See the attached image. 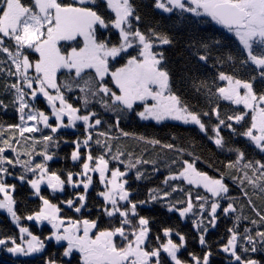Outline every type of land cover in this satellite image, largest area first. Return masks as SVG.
Returning <instances> with one entry per match:
<instances>
[{
  "label": "trees",
  "instance_id": "16d2710c",
  "mask_svg": "<svg viewBox=\"0 0 264 264\" xmlns=\"http://www.w3.org/2000/svg\"><path fill=\"white\" fill-rule=\"evenodd\" d=\"M77 1L58 0L65 6H86L96 11L107 23V27L103 30L99 25L94 26L98 42L103 41L109 47L118 45L119 31L111 26L115 15L108 9L106 3L103 0H95V3L88 2L81 5ZM23 2L30 4L32 0H23ZM130 3L134 9V16L130 17L133 30L139 28L141 32L148 34L149 29H152L157 34L169 37L171 43L166 45L160 44L153 37L152 50L162 54L160 67L169 73L171 93L179 97L182 105L186 106L190 112L199 115L201 122L205 125V130L201 131L199 125L194 123L155 124L142 121L138 115L143 110L141 104H135L132 110L122 105L108 108L105 102L108 105L113 103L110 96L103 93L93 96L91 91L82 92L81 88L86 87L84 81L89 77L93 78L97 86L103 82L112 88L109 78L100 81L96 73L91 70L82 73V78L76 77L74 72L61 70L57 73V83L61 86V92L66 101L79 109V115L95 113V116L90 117L94 125L97 119L101 123L91 128L89 133H86L85 127L80 125L74 130L60 127L57 132L53 133L51 129H46L39 124L40 131L25 132L21 136L19 130L14 127L21 125L17 93L10 87L17 82L18 78L8 75L10 70L15 72V66L6 53L0 52V69H3L0 71V148L5 149L4 156L10 159L17 158L3 141L11 140V144L14 142L27 144L26 153L28 155H24L25 159L30 157L28 159L30 162L32 155L39 156L49 174L55 172L65 181L63 192L58 195L51 194L47 189L40 192L51 204L59 208L58 217L65 222V227L68 226V221L83 220L95 221L97 233L114 230L121 226L123 218L118 213L109 217L105 212V208H111V206L106 205L100 195L106 188L104 184H101L98 176H92L87 190L81 188L83 183L87 182L86 176H83V180L79 179L83 172L84 154H91L94 158L104 155L109 162L110 169L107 177L111 175V170L115 169L126 174L122 179L125 181V190L129 192V201L136 204V214H132L129 203L118 206L122 210L128 209L132 225H138L141 217L149 222L146 250L160 248L167 239L164 230L170 229L168 237L174 243L180 244L179 235L185 237L183 246L177 251V257L182 264H194L193 256L199 258L200 264H203V257L206 253L209 254V259L212 258L209 264H238L235 258L229 255L231 249L228 252L223 250L233 234L229 229H233L238 234L235 248L237 255L241 256L244 261L253 259L258 264H264V241L261 242L260 237L256 235L257 232H264V221H261V216H264V191L260 190L264 187V178L257 179L259 171L253 174L254 169H258L255 162L264 163V152L257 148L248 137L242 135L251 126L252 110L245 109L241 104L236 105L223 100L216 91L218 87L227 86V81L218 79L220 72H224L236 79L250 81L257 95L264 94V80L261 79L259 70L250 61L246 64L241 62L247 59V54L238 40L212 19L182 12L180 9L164 12L155 7V0H130ZM135 16H139L140 20L137 21ZM0 39L4 41L5 47L13 53L16 51L14 42L8 37L0 35ZM204 45H207V48ZM58 46L62 52H66L72 47H82L83 40L78 37L77 41H61ZM135 46L136 44L126 52L120 53V59H117L119 56L116 60L110 58L109 70L113 72L125 65L127 60L135 55ZM24 51L34 65L39 59V54L30 49ZM200 54L207 55V61L199 60ZM28 75L29 77L36 75L34 67L30 68ZM201 83L206 87H199ZM65 84H71V89L64 87ZM21 87H23L22 82ZM35 88L34 84L33 89ZM33 89L24 88L26 93L24 99L30 105L29 107H32V109L26 108L25 114L31 110L36 113L43 111L48 116L52 115L47 99L40 96V93L33 97L31 95ZM95 90L93 87L92 91ZM48 91L55 94L54 90L48 89ZM85 96L88 99L87 105L83 102ZM213 109H217L220 118L225 119L226 124H232V128L220 127L221 146L215 144L216 133L213 129L219 121ZM206 112L209 115H204ZM237 114H244V119L239 123L227 121V116ZM51 118L55 126L56 119ZM63 123L68 124V120L64 119ZM99 133L106 135L102 136ZM123 133H128V135ZM46 135L53 137L54 146H52L53 142L44 146L43 136ZM89 135L92 138L85 146L83 142ZM77 141L81 144L80 155L82 154V157L73 161L71 154L76 150ZM152 141H157V143ZM36 143H40V146ZM42 153H47L52 159L45 161ZM239 153H243V159L237 163ZM114 156H119V159H113ZM137 160L140 163H137ZM186 161L192 163L198 172L212 179H221L228 188V192L220 197L212 198L208 193L187 185L182 180L169 179L171 176H179L184 170ZM249 163L253 167L245 168L244 165ZM129 165H134V167H129ZM229 165L235 166L229 167ZM7 169L8 175L12 174V171L19 170L18 167ZM69 173L73 174L74 186L67 183ZM137 173L140 174L139 179H137ZM8 175H5L7 177L5 184L10 186L8 193L14 200L13 210L20 219L14 223L9 217L0 213V236L1 239L7 241L5 250L0 251V264H46L49 259H53L55 264H80L81 257L77 251L74 250L69 256L63 255L67 247L65 242L64 245L63 241H59V244L56 241H46L53 231L51 225L38 227L34 220L27 219L29 215H34L42 207L40 199L35 197L30 190L29 183H26L30 180L29 176H25V179L20 182L17 178L23 175L21 172L12 180L8 178ZM246 176L254 180L256 186L248 183ZM2 181L5 182L3 179ZM165 193L168 195L165 196ZM81 195L85 197L83 202L79 199ZM152 196H156V199L153 200ZM3 199L4 196L0 193V201ZM69 200L73 202L71 207L67 203ZM189 200L193 204V210L181 217L179 210L186 207ZM213 202L219 204L214 223L210 215ZM229 203L233 205L235 211L225 214L224 208ZM201 204H204L203 210L200 208ZM171 206H174V210L169 211ZM76 208L80 211H76ZM196 224L200 227L197 228ZM21 227L27 228L32 235L42 241L44 247L41 249L42 252H37L28 259L14 260L8 256L7 251L8 247L13 246L12 240H15L17 244L22 240H30L27 233H20ZM124 227L126 232L131 233V226L125 225ZM245 229L248 231L245 232ZM202 235L205 238L204 245L200 243ZM246 235L252 237L258 249L256 252L251 251L253 245L244 239ZM114 241L121 247L127 243L119 235L114 237ZM244 248L248 251H244ZM161 260L162 264H174L162 255Z\"/></svg>",
  "mask_w": 264,
  "mask_h": 264
},
{
  "label": "snow or ice",
  "instance_id": "6c2138e0",
  "mask_svg": "<svg viewBox=\"0 0 264 264\" xmlns=\"http://www.w3.org/2000/svg\"><path fill=\"white\" fill-rule=\"evenodd\" d=\"M79 2L81 5H85L86 2L95 3V0H79ZM106 3L107 7L115 13V19L111 21V26L119 31V44L111 47L103 41L98 42L94 26L107 27V23L101 15L89 7L65 6L58 0H32L30 4H25L23 0H0V35L8 37L16 47V51L13 53L8 47L4 46V41L0 39V52L6 53L15 66V72L10 70L8 75H14L18 78L17 82L10 85V87L15 89L17 101L19 102L18 111L21 113V125L14 127L19 130L20 135L23 136L25 132L40 131L35 124L29 127L23 126L26 121L43 123L44 127H50L53 133L57 132L60 127L73 126L76 121H83L86 132L93 128L94 125L90 122V117L95 116V113L78 114L79 109L68 103L62 94L61 86L57 83V72L60 69H67L69 72L74 70L76 77H81L86 69H94L96 77L103 81L104 76L109 74L108 58L119 56L120 53L132 48L134 44L139 48L137 55L131 56L125 65L110 73L119 94L103 82L97 86L92 77L84 81L86 87L81 88V91H91L93 96L97 93L110 96L113 103L108 105L105 102V106L108 108L122 105L124 108L132 110L136 102H141L143 111L138 113L141 119L152 118L160 121L169 117L175 120H183L184 123H194L199 125L201 131H204L205 125L201 122L199 115L190 112L186 106L182 105L179 97L171 93L169 73L160 67L163 59L162 54L155 53L152 50L154 47L153 37L160 44L165 45L171 43L169 37L157 34L152 29H149L148 34L141 32L139 28L133 30L130 17L134 16V9L130 0H106ZM155 7L162 9L164 12L180 9L182 12H190L196 16H210L213 21L225 27L229 32L234 33L240 45H242L243 51L247 52V59L241 62L246 64L250 61L259 70L260 77L264 80V0H187V3L184 0H155ZM135 19L139 21L140 17L135 16ZM78 37L83 38L82 47H72L70 51L62 52L58 46L61 41H77ZM204 47L207 48V45H204ZM27 49L39 54V59L35 61L34 65L29 56L25 54L24 50ZM229 58L231 59V57ZM207 59V55H199V60L207 61ZM33 67L36 75L29 77L28 71ZM0 71H3V69H0ZM218 79L227 81L226 87H218L216 90L220 98L236 105L243 104L245 109L252 110L251 126L242 135L248 137L255 143L257 148L264 152V94L257 95L250 81L236 79L224 72H220ZM21 82L23 87H21ZM34 84L36 85L35 89H33ZM64 87L70 90L71 84H65ZM93 87H95V91H92ZM199 87H206V85L201 83ZM24 88L33 89L31 92L33 97L40 93L47 99L52 109V115L56 119L54 127L49 124V116L43 111L36 113L30 110L25 114V109L29 108V104L24 99L26 95ZM48 89L54 90L55 95H52ZM240 89L244 90L243 94H241ZM57 101H59V107H57ZM148 101L152 103H148ZM83 102L87 105L88 99L86 96L83 98ZM213 112L216 113L219 121V124L213 129L216 133L215 144L221 146L220 127L232 128V124H226L225 119L220 118L217 109H213ZM204 115H209V113L206 112ZM64 116L67 117L68 125L63 124L62 117ZM243 119L244 114L227 116V121H235L236 123ZM100 123L99 119L95 120L96 125ZM123 134L128 135V133ZM99 135L106 134L99 133ZM91 138V135H89L84 140L85 146L88 145ZM52 140L51 135L43 136L46 146L47 142ZM152 142L157 143V141ZM3 143L11 148L13 152H16L9 140H5ZM97 143H100V141H97ZM80 147L81 144L77 141V150L71 154L73 161L80 158ZM168 147H171V145H168ZM4 151V148H0V193H4V199L0 201V209H6L12 216L13 222L16 223L20 217L13 210L14 200L8 193L10 186L2 182L3 175L9 174L8 169L4 167L5 164L13 166L22 164L26 171L32 172L34 176L38 172V177L29 181L31 187L36 190L37 195L40 193V185L45 180L48 187L53 191L61 189L65 181L55 172L49 174L43 163L35 164V167H32L29 161H21L18 154L15 160L5 157ZM25 154L28 155V153ZM42 155L45 161L52 159L47 153H42ZM94 159L95 167H91L90 162ZM113 159L118 160L119 156H114ZM240 159H243V153H239L237 163ZM137 163H140V161L137 160ZM255 163L258 165V169H254L253 174L255 175L259 171L257 179L264 178V163L260 161ZM108 164L109 162L104 155L94 158L89 154L83 163V172L80 175L87 177V182L83 183L84 189L87 190L92 180L88 173H99L101 183H104L106 188L100 195L106 205H111V208H105V212L109 217H113L118 213L123 218L120 227L114 230L100 231L95 235V238H92L90 232L96 227L95 221H68L69 226L65 227V222L57 216L59 208L42 196L40 198L43 201V207L34 215H29L27 219L36 220L37 222L47 220L53 229L49 238H54L57 242L67 241V248H65L63 255L69 256L75 250L80 253L82 264H152L153 258H156L155 264H162L160 249L167 253L174 264H182L177 257V251L183 246L185 240L183 235L178 234L179 245L169 239L167 243L161 244L160 249L146 250L145 241L149 222L141 217L138 225H132L128 209L122 210L118 206L119 201H125L131 204L132 214H136V204L129 201V192L125 190V181L122 179L126 174L119 169L111 170V179H108L105 176V173L110 170ZM234 166L229 165V167ZM129 167H134V165H129ZM244 167L252 168L253 165L249 163ZM181 177L189 184H202L212 197H220L228 192V188L221 179H212L204 173L198 172L193 164L187 161L179 176H171L169 179L176 180ZM139 178L140 174L137 173V179ZM245 178L248 183L256 186L254 180L247 176ZM19 179L23 181L25 176L22 175ZM67 183H73L72 173L68 174ZM260 190L264 191V187H261ZM167 195L168 193H165V196ZM151 198L155 200L156 196ZM79 199L83 202L85 197L81 195ZM67 203L70 207L73 206L71 200ZM218 207V202L211 204L210 215L213 217V223ZM200 208L203 210L204 204H201ZM172 210H174V206L169 208V211ZM192 210L193 204L189 200L187 206L179 210V215L184 217ZM76 211H80V209L76 208ZM233 211L235 209L231 203L224 208L225 214ZM257 214L259 215V213ZM261 221H264V216H261ZM253 223H256V221H253ZM125 225L132 227L131 233L126 232ZM81 226L82 234H80ZM196 227L199 228L200 225L196 224ZM61 228L63 229L62 232ZM170 231V229H165L164 235L168 236ZM229 231L233 234L223 250L228 252L231 249V254L238 264H258L256 260L244 261L241 256L237 255L235 248L238 234L233 229H229ZM247 231L245 229V232ZM20 233H27L31 236V239L23 241L22 244H17L15 240H12L13 246L7 248L8 252L13 255L27 256L43 249V242L32 235L27 228L21 227ZM117 235L127 241L124 246H118L114 241V237ZM256 235L260 237L261 241H264V232H257ZM244 239L253 245L252 252L258 250L251 236L246 235ZM6 243L5 239H0V245ZM200 243L201 245L205 244L203 235L200 237ZM244 251H248V249L244 248ZM192 258L196 260L197 264H200L199 258L195 256ZM208 259L209 254L206 253L203 257V264H208ZM46 264H55V261L49 259Z\"/></svg>",
  "mask_w": 264,
  "mask_h": 264
},
{
  "label": "rangeland",
  "instance_id": "374dc122",
  "mask_svg": "<svg viewBox=\"0 0 264 264\" xmlns=\"http://www.w3.org/2000/svg\"><path fill=\"white\" fill-rule=\"evenodd\" d=\"M105 3H106V0H103ZM77 2H79V0L77 1ZM184 2L185 3H187V0H184ZM86 3H88V2H86ZM79 4H80V2H79ZM106 5H107V3H106ZM109 9V8H108ZM114 15H115V13L111 10V9H109ZM188 13H190V12H188ZM191 14H193V13H191ZM195 15V14H194ZM201 17H205V18H210L211 19V17L210 16H207V15H200ZM100 27V26H99ZM100 28H102V30L103 29H105V27H100ZM113 29H115V28H113ZM117 30V29H116ZM230 35L231 36H233L234 38H236L235 37V35H234V33H230ZM82 40H83V38L82 37H80ZM237 39V38H236ZM238 40V39H237ZM238 42H239V40H238ZM242 46V45H241ZM134 54L135 55H137V53H138V51H139V48L137 47V45L135 46V48H134ZM246 54H247V52H245ZM134 55V56H135ZM110 58H112V57H109L108 58V62H110ZM121 58V55H119V57H117V59H120ZM113 59H115L116 60V57L115 58H113ZM251 63V62H250ZM110 64V63H109ZM253 65V64H252ZM110 69V68H109ZM63 71V70H67V69H60L58 72H60V71ZM89 70H91V71H94L95 72V70L94 69H86L83 73H85V72H87V71H89ZM29 72H30V69H29ZM28 72V73H29ZM57 72V73H58ZM72 72H74V70L72 71ZM75 73V72H74ZM110 73H111V71L109 70V74H106L105 76H104V79L105 78H109L110 80H111V89L113 90V91H115L116 90V92H117V94H119V90L116 88V86H115V84H114V82L112 81V78H111V75H110ZM108 87V86H107ZM50 90H52V89H50ZM240 91H241V94H243V92H244V90L243 89H240ZM52 95H55V94H52ZM40 96H42V97H44L43 96V94H41ZM45 98V97H44ZM148 103H152L151 101H148ZM56 104H57V107H59V101H57L56 102ZM136 105H143L141 102H136L135 103ZM134 104V105H135ZM133 105V106H134ZM241 105H243V104H241ZM17 106H18V108H19V104H17ZM30 106V105H29ZM29 109H32V107H29ZM248 110H251V109H248ZM143 111V110H142ZM47 115V114H46ZM50 118H49V124L51 125V126H53L54 127V124H53V122L51 121V117H54L53 115H50L49 116ZM139 118H140V116H139ZM64 119H67V117L66 116H64V117H62V121L64 120ZM141 119V118H140ZM142 121H145V122H151V123H155V124H161V123H164V122H170V123H177V124H190V123H184L183 122V120H175V119H172V118H169V117H166L165 119H163V120H160V121H157V120H155V119H152V118H149V119H141ZM91 123H92V121H90ZM36 125L39 129L41 128V127H39V124H41L43 127H44V124L43 123H37L36 121H26V123L23 125V126H25V127H29V126H32V125ZM64 124V123H63ZM93 124V123H92ZM65 125V124H64ZM66 125H68V124H66ZM84 126L85 127V125H84V123H83V121H76L75 122V124L73 125V126H65L67 129H70V130H74L75 129V127H77V126ZM94 125V124H93ZM95 127H97L96 125H94V127L93 128H95ZM92 128V129H93ZM46 129H51L50 127L49 128H46ZM90 130V129H89ZM89 130L86 132V133H89ZM87 137V136H86ZM11 141V140H10ZM53 142V144H52V146H54V140L53 141H51V143ZM37 145H39L40 146V143H36ZM46 145V143L44 142V146ZM47 145H50V142H48L47 143ZM12 146L16 149V152H14V154L16 155V157H17V154L19 155V159L21 160V161H28V159L30 158H27V159H25V157H24V155H25V153H26V151H27V144H19V143H17V142H14V143H12ZM81 148V147H80ZM77 150V149H76ZM5 152V151H4ZM79 152H81L80 151V149H79ZM10 153V152H9ZM84 154V153H83ZM10 156H11V154H10ZM81 157H82V154L80 155ZM87 154H84V161H86L85 160V158L87 159ZM32 157V162H31V166L32 167H35V164H38V163H40L41 161H40V157L39 156H34V155H32L31 156ZM13 160H15V159H13ZM49 161V160H48ZM93 161H95V159L93 160ZM90 162V164H91V167H95V162ZM42 163V162H41ZM4 167H6V168H11V167H18L19 168V170L17 169V170H15V171H12V174H10V175H8V178L10 177H12V176H14V177H17V176H19V172H21L24 176H26V177H28L29 176V179L31 180V179H34V178H37L38 177V175H39V173L37 172L36 173V175L34 176L33 175V173L32 172H27L26 171V169L24 168V166L22 165V164H17V165H15V166H13V165H8V164H5L4 165ZM6 175V176H7ZM98 176L99 178H100V175H99V173L98 172H89L88 173V176ZM107 175V172L105 173V176ZM107 177V176H106ZM108 179H111V175L109 176V177H107ZM79 179L80 180H83V176H81V177H79ZM3 180L5 181V182H3V183H6V180H7V177H5V175H3ZM29 180V181H30ZM179 180H182L184 183H186L187 185H191L192 187H194V188H197V189H201L202 191H204V192H206V193H208L209 195H211L209 192H207V190L204 188V186L202 185V184H189L187 181H185L184 179H183V177H181ZM101 181V180H100ZM82 182H84V181H82ZM91 183V182H90ZM90 183H89V185H90ZM101 184H104V183H101ZM49 188L48 187V185H47V181L45 180V182L44 183H42L41 185H40V192H41V190L43 189V188ZM104 187H105V184H104ZM30 188L32 189V192L34 193V195L36 196L37 194H36V190L35 189H33L32 187H31V185H30ZM81 188H84L83 186L81 187ZM51 189V188H50ZM3 196H4V193H1ZM40 194V193H39ZM223 195V194H222ZM221 195V196H222ZM212 197V196H211ZM213 198V197H212ZM214 198H216V197H214ZM43 204V203H42ZM120 204V203H119ZM109 206H111L110 204H109ZM0 213H3V214H7L9 217H11V215L7 212V210L6 209H0ZM46 222H48L47 220H43V221H40L39 223L41 224V225H43V224H46ZM47 224H49V225H51L50 223H47ZM68 225V224H67ZM69 226V225H68ZM46 241H56L54 238H49L48 237V240H46ZM262 242V241H261ZM261 242H259V244H261ZM56 243L57 244H59L60 242H57L56 241ZM78 254H79V252H77ZM80 255V254H79Z\"/></svg>",
  "mask_w": 264,
  "mask_h": 264
},
{
  "label": "water",
  "instance_id": "95a60500",
  "mask_svg": "<svg viewBox=\"0 0 264 264\" xmlns=\"http://www.w3.org/2000/svg\"><path fill=\"white\" fill-rule=\"evenodd\" d=\"M222 26V25H221ZM223 27V26H222ZM225 30H227L225 27H223ZM31 162H32V160H30ZM52 192L53 193H55V194H59L60 193V190L59 189H57L56 191H53L52 190ZM125 203H127V202H125V201H120V204H125ZM0 239H1V237H0ZM6 246V244L5 245H0V251L4 248ZM36 253H32L31 255H27V256H25V255H20V254H17V255H13L12 253H10V252H8V256L9 257H11L12 259H14V260H25V259H28V258H30V257H32V256H34ZM165 255H167V253H164Z\"/></svg>",
  "mask_w": 264,
  "mask_h": 264
},
{
  "label": "flooded vegetation",
  "instance_id": "af4514ba",
  "mask_svg": "<svg viewBox=\"0 0 264 264\" xmlns=\"http://www.w3.org/2000/svg\"><path fill=\"white\" fill-rule=\"evenodd\" d=\"M35 222H37V221H35ZM95 229H96V227L95 228H93L92 230H91V232H90V236H92V238H95V235L97 234V232L95 231ZM81 230H82V226H81ZM80 234H82V233H80ZM169 236V235H168ZM168 236H166V241H165V243H167V241L169 240V237ZM149 238V233L147 234V237H146V240ZM23 241H25V240H22L21 242H20V244H22L23 243ZM145 243H146V241H145ZM158 249H160V248H158ZM161 250V255L162 256H164V257H166V258H168V259H170L171 260V258L168 256V255H165L164 254V252H163V250L162 249H160ZM42 252V251H41ZM80 254V253H79ZM229 255H232L230 252H229ZM160 259H161V257H160ZM155 260H156V258H153L152 259V261H153V264H155ZM80 261V260H79ZM172 261V260H171ZM212 261V258L211 259H209L208 260V264L210 263ZM236 261V260H235ZM237 262V261H236ZM80 264H82V261H80ZM194 264H197V262H196V260H194Z\"/></svg>",
  "mask_w": 264,
  "mask_h": 264
},
{
  "label": "bare ground",
  "instance_id": "6f19581e",
  "mask_svg": "<svg viewBox=\"0 0 264 264\" xmlns=\"http://www.w3.org/2000/svg\"><path fill=\"white\" fill-rule=\"evenodd\" d=\"M61 230H63V229L61 228ZM64 242L67 244V241H63V242H62V244H64V245H65V243H64ZM66 248H67V247H66ZM80 257H81V256H80Z\"/></svg>",
  "mask_w": 264,
  "mask_h": 264
}]
</instances>
